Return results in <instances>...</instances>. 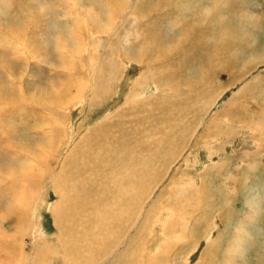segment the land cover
I'll return each instance as SVG.
<instances>
[{
	"label": "rangeland",
	"instance_id": "1",
	"mask_svg": "<svg viewBox=\"0 0 264 264\" xmlns=\"http://www.w3.org/2000/svg\"><path fill=\"white\" fill-rule=\"evenodd\" d=\"M141 1L0 0V178L16 212L0 210L7 240L0 258L17 259L18 250L23 264H35L31 257L49 242L54 253L71 208L65 200L79 187L88 188L81 201L98 204L117 191L116 155L81 146L102 134L116 147L136 136L132 151L151 157L161 175L138 221L126 225L118 247L100 246L94 264H114L124 253L131 264L264 262V118L257 111L264 99V0H233L234 10L226 2L219 27L208 15L191 26L188 0L168 22V1ZM193 1L202 16L214 3ZM133 7L139 21L154 18L157 27L137 24ZM106 47L139 55L143 65L124 61L110 96L96 101L88 65ZM200 78L204 95L194 102ZM158 80L171 90H156ZM65 88V104L48 108ZM131 240L139 241L136 250ZM48 255L36 264L62 256Z\"/></svg>",
	"mask_w": 264,
	"mask_h": 264
},
{
	"label": "bare ground",
	"instance_id": "2",
	"mask_svg": "<svg viewBox=\"0 0 264 264\" xmlns=\"http://www.w3.org/2000/svg\"><path fill=\"white\" fill-rule=\"evenodd\" d=\"M114 1L115 0H107L108 3H112ZM165 1H168L171 6V8L168 9L164 14L166 18V22L173 20L174 17H179L182 8L181 3H179L180 0H165ZM188 1H189V10L187 11V13L191 14L189 20L190 24L192 23V21L194 24H197L200 20H202L201 23H204V20H207L208 19L207 17L211 16L212 22L214 23L215 27L216 26L219 27L221 26L220 21L222 16L224 15L223 7L226 5V2L233 10L236 7L233 3V0H213L214 3L211 4L208 7V9H205L204 11L205 16H202L198 12L196 6L198 5L197 2L193 0H188ZM149 5L150 2L148 0H143L140 2L141 7H147ZM195 9H197L199 17L194 16ZM178 10L180 11V13H178ZM133 11H134V19L137 22V24L140 23L141 26H143L147 30H153L157 27V21L154 18H145L139 21L135 15L136 7H133ZM0 12L2 16L5 14V10ZM3 36L5 35L3 34ZM212 38H214V36ZM131 40L132 39H129L128 42L130 43ZM202 41L204 42V39H202ZM160 42L161 41L158 42L156 40H153L151 41V44L154 48H159ZM172 43L174 44L175 42ZM202 44H200V46ZM206 48L207 46L205 48H202L201 52L199 53V61H202L205 58ZM101 51L104 52V54H102L101 56L100 55L97 56V54L95 53L91 55L90 63L88 65V71L92 81V86H91L92 93L90 94H92V97L96 101L106 99L110 96V94L112 93V89L115 85L114 80L118 79L120 72L123 69L124 61L129 60L142 64L141 62L142 58L139 55L125 54L122 52L116 54L110 48L107 49V47L102 48ZM183 52L185 53L186 51H182V54ZM244 52L246 53V51ZM100 58H103V61H101ZM184 60L185 58L182 55L177 57V61L180 64H182ZM174 61H175L174 59H167L166 64L171 65L174 63ZM182 66L183 65H181V67ZM76 70L78 72H81L80 67H77ZM181 71H179L178 73H180ZM199 74H201V71H199ZM180 76H182V74ZM158 82L160 85L156 88V90H160V88L161 91L163 92L166 90H171V88H169L168 86H172V85H167L163 87V83H161L159 80ZM3 85L4 83H0L2 90H3ZM137 85L138 83L135 84L133 92H135ZM195 87L196 88L193 87V89L194 90L196 89L198 95L196 96L195 99L192 98L193 99L192 101L201 102L202 97L204 95L203 79L198 81ZM142 89H148V86H143ZM80 91L82 90L80 89ZM62 92H63L62 94L56 95L55 98H53L50 101L51 106H48V108L54 109L55 107H59L65 104L67 93H69L70 91L65 88ZM4 97H5L4 94L1 92L0 100H4L3 103L6 104ZM14 101L16 103V100ZM128 102H130V99L128 100ZM258 104H259V108L257 110L259 112L258 115H261V117L264 118V99L258 100ZM41 105L47 107V105H43V104ZM186 105H188V103H186ZM2 110L3 107L0 106V112ZM135 137L136 136H134L133 138ZM92 138L96 140H92V141L88 140L87 142H85L86 138L83 139L81 142V146L85 147L87 143L88 149L94 151L110 150L116 155L117 160L119 162V166L114 173L115 175H119L121 178L120 182L118 183V189L112 196L108 197L103 204H98L94 202L81 201L84 195L88 192V188L86 186L79 187L75 191L76 195L73 200H67V199L65 200L67 207H71V208L69 209L65 223L60 224V232H59V236L57 237L58 246L54 250V253H52L51 251V244H49L50 242L48 243L49 246L48 249L44 251L37 249L36 256L31 257V258H36L35 261H33V263L35 262V264L38 262L42 263V259L44 258L43 255L45 253L49 254L48 256H50V258L51 257L53 258V256L59 254L62 255L61 257H57V258L54 257L55 258L54 261L52 260L54 264H94L97 259V256L100 253V246L105 248H109L115 245L117 247L119 246L121 242L120 235L125 230L126 225L128 223L134 224L138 221L140 216L141 205L143 204L144 200H146L150 196L151 191L158 186V182L156 181L160 180L159 178L161 175L160 170L154 165L151 157L146 158L144 157V154H138L132 151L131 142L133 138L130 139L125 144L117 147L110 142L107 135L98 134ZM171 140L172 139H169L170 143ZM182 143L183 142L179 143L178 147H181ZM120 154L122 156H120ZM2 180L5 179L0 178V210L2 211L7 210L9 211L10 214L15 216L16 212L14 211L13 207L8 204V199H9V196L7 194L8 188L6 189L5 187H3L6 186L7 184H5ZM60 182L62 184L66 182V177L64 175V172H62ZM31 186H36V184L29 185V187ZM1 187L3 188V190L5 189L4 192L1 191ZM57 189L59 190V187H57ZM157 201H159V198ZM61 204L62 201H60V205ZM22 218L25 220L26 215L24 214ZM79 222H81V226H82L81 230L79 229L80 227ZM5 236L6 235H4L0 230V243L2 239H5L4 238ZM5 241L7 242L6 239ZM138 243L139 241L131 240L130 241L131 248L136 250L138 248ZM4 249L5 248H2V251ZM147 249L149 250L150 247L148 246ZM17 255H18L17 259L8 254H6L5 256H1L0 264H19V263L23 264L24 256L22 255V253L17 250ZM225 256H227V254H225ZM57 260L58 262H56ZM236 260H237L236 258L232 257V259L230 260V264H236L237 263ZM143 262L144 263L139 262L136 264H163V261L161 260L159 263L157 262L154 263L152 259H148ZM224 262L226 261L224 260ZM49 263L50 262H46V264ZM114 264H131V263H129L127 260V254L124 253L118 257L117 262ZM261 264H264V262H262Z\"/></svg>",
	"mask_w": 264,
	"mask_h": 264
},
{
	"label": "clouds",
	"instance_id": "3",
	"mask_svg": "<svg viewBox=\"0 0 264 264\" xmlns=\"http://www.w3.org/2000/svg\"><path fill=\"white\" fill-rule=\"evenodd\" d=\"M247 19H248L249 22L252 21L253 17H252V14L251 13L248 14Z\"/></svg>",
	"mask_w": 264,
	"mask_h": 264
}]
</instances>
